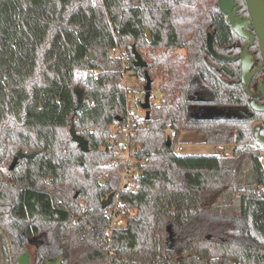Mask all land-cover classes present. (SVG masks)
<instances>
[{"label":"trees","instance_id":"1","mask_svg":"<svg viewBox=\"0 0 264 264\" xmlns=\"http://www.w3.org/2000/svg\"><path fill=\"white\" fill-rule=\"evenodd\" d=\"M209 33L218 54L237 37L218 0H0V264H18L29 246L33 264H264L263 113L193 119L197 99L204 112L247 103L235 62L232 80L217 71ZM116 46L162 98L136 136L149 161L121 193L126 223L109 235L102 201L120 179L111 128L127 110ZM72 118L89 152L72 141ZM169 124L231 152L174 154ZM19 151L34 156L11 170Z\"/></svg>","mask_w":264,"mask_h":264},{"label":"built area","instance_id":"2","mask_svg":"<svg viewBox=\"0 0 264 264\" xmlns=\"http://www.w3.org/2000/svg\"><path fill=\"white\" fill-rule=\"evenodd\" d=\"M112 55L118 56L123 64V82H126L128 72L126 68L129 66L128 54L124 48L119 46L112 48ZM125 85V84H124ZM126 87V115L123 120L112 125V133L114 137L111 139L110 147L115 153V162L119 166L120 179L116 195H113L111 203L104 210V217L109 221L107 233L111 235L116 229L121 228L126 223V215L129 212L121 193L126 189H135L142 177L144 166L148 161V157H142V145L136 139L137 133L145 127L143 118L146 114H142L145 89L141 87ZM129 97H132L133 104L129 103ZM93 132V131H92ZM167 137H170L173 143L172 152L177 155L184 154V148L181 141H178V131L171 124L166 128ZM257 143L258 158L262 163L264 171V147ZM61 202V201H60Z\"/></svg>","mask_w":264,"mask_h":264},{"label":"water","instance_id":"3","mask_svg":"<svg viewBox=\"0 0 264 264\" xmlns=\"http://www.w3.org/2000/svg\"><path fill=\"white\" fill-rule=\"evenodd\" d=\"M246 2H247L248 10L250 13V18H242V17L237 16L236 12L240 7L237 6V3L235 0H219L218 1L221 10L227 15L228 22L232 24L233 29L240 36L247 38L249 40V42L246 43V45L244 46L243 52L240 56V59L242 62V82L244 84L245 89L249 90L248 88L249 79L254 74V72L250 71L253 63H252L251 55L248 53L249 46L251 45L254 39V35L249 30L250 28L255 29L257 33L259 43H260L262 58H263L262 66H264V0H246ZM208 46H209L210 51L222 61H230V60L236 59V58H229V57L219 55L213 47L211 34H209V37H208ZM133 52L135 55V61H134L135 66L146 67L147 62L143 59V57L141 56V54L137 51L135 47L133 48ZM223 68L229 71L225 66ZM260 68L262 67L260 66ZM146 76H147V81L144 87L145 97H144V102L142 103V107L146 111V118H149L151 104H152L151 103L152 78L148 74H146ZM75 92L77 94V99H78L77 100L78 105L75 109V112L81 113L83 110L84 103H85L84 90L81 88H77ZM253 108H255L256 110H264V106L256 104V103H253ZM193 119L195 121H236V120L244 121L245 120L242 118H236L233 116V114L221 108H211L207 110V112L201 116L195 114ZM70 132L72 136V141L76 142L78 144V147L82 151L89 152L90 151L89 141L85 138V136L77 132L73 118L71 119ZM254 136H255L256 142H258L264 147V136L261 135L259 128L255 130ZM166 143L168 146L171 145L170 137L167 138ZM32 156H34V154H28L23 151H19L18 154L13 159L10 165V169L12 170L16 166L20 158L32 157ZM112 199H113V194H110L107 198H105L102 201V206L106 208L111 203Z\"/></svg>","mask_w":264,"mask_h":264},{"label":"flooded vegetation","instance_id":"4","mask_svg":"<svg viewBox=\"0 0 264 264\" xmlns=\"http://www.w3.org/2000/svg\"><path fill=\"white\" fill-rule=\"evenodd\" d=\"M235 1L237 3V6L240 7L236 12L237 16L242 17V18H250V13L248 10L246 0H244V1L243 0H235ZM218 6H219V3H218ZM219 8H220V6H219ZM234 9H235V7H234ZM220 10H221V8H220ZM226 18H227V15H226ZM227 22H228V18H227ZM228 24L231 26L233 32L237 35V37L234 40V43L227 47L228 50L222 51L223 54H219V55L229 57V58H236V59L230 60V61H222L221 59L217 58L213 54L214 57H216L219 61L222 62V64L217 67V71L219 72V74L225 76L227 79L232 80L233 74H232V71L227 67V64H231V63L235 62L236 66L240 70V82L242 83L244 92H246V94H247V98H246L247 103H244L242 105H239V106L232 108L231 110H232V112H234L233 116L236 118L245 119L244 121H247L249 118H255V116H257L258 113H263V114H260L262 119L256 121V123H255V130L257 128H259L261 135L264 136V110H256L255 108H253V103L264 106V66H262L263 58H262L259 39H258V36H257L255 29L250 28L249 30L254 35V39H253L251 45L249 46L248 53L251 55V59H252V63H253L250 71L254 72V74L249 79V85H248L249 90H246L244 87V84L242 82V62H241L240 56L243 52L244 46L246 45V43L249 42V40L247 38L240 36L233 29L232 24H230L229 22H228ZM209 34H211V37H212V33H209ZM209 34H208V37H209ZM233 48H235V49L232 50ZM224 66L229 71L225 70L223 68ZM260 66L262 68H260ZM205 101L206 100H200V99H197L195 101L196 103H194V106H199L200 110L198 109L199 111H195V110H197L196 107L193 109L194 110L193 118H194L195 114L201 116L207 112V110L205 112L203 111L206 108V106H208V104H203ZM200 111H202V112L199 113Z\"/></svg>","mask_w":264,"mask_h":264},{"label":"rangeland","instance_id":"5","mask_svg":"<svg viewBox=\"0 0 264 264\" xmlns=\"http://www.w3.org/2000/svg\"><path fill=\"white\" fill-rule=\"evenodd\" d=\"M184 52V51H181ZM124 84L132 87H140V82L136 75L134 74L133 71L128 72V77L126 78V82ZM162 98V92L159 90V88H153L151 90V103L155 105H159L160 101ZM129 103L132 105L133 100L132 97H129ZM145 110H143L142 114H145ZM178 141L182 142L184 151V154H214L218 152H231L232 146L231 145H223V146H216V145H211L207 144L204 141V137L197 134L196 132L193 131H184L181 132L178 136ZM28 252H32V262L30 259L27 258V254L25 253L22 258H19V262L21 264H33L34 260V251L35 247L34 246H29L27 248ZM49 264H59V259H49L48 260Z\"/></svg>","mask_w":264,"mask_h":264},{"label":"crops","instance_id":"6","mask_svg":"<svg viewBox=\"0 0 264 264\" xmlns=\"http://www.w3.org/2000/svg\"><path fill=\"white\" fill-rule=\"evenodd\" d=\"M144 110H145V109H144ZM145 114H146V112H145ZM167 138H168V137H167ZM207 144H208V143H207ZM25 253H28V254H27L28 256H27L26 259H27V260L30 259L31 262H32V252H28V251H26ZM25 253H24V254H25ZM24 254H23V255H24ZM23 255H22V256H23ZM22 256L20 257V259L22 258ZM18 264H21V263L18 262Z\"/></svg>","mask_w":264,"mask_h":264}]
</instances>
